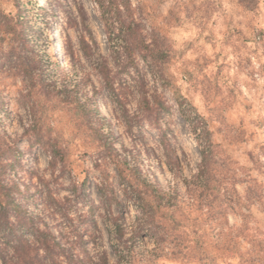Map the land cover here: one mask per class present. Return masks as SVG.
<instances>
[{
  "label": "clouds",
  "instance_id": "obj_1",
  "mask_svg": "<svg viewBox=\"0 0 264 264\" xmlns=\"http://www.w3.org/2000/svg\"><path fill=\"white\" fill-rule=\"evenodd\" d=\"M0 264H264V0H0Z\"/></svg>",
  "mask_w": 264,
  "mask_h": 264
}]
</instances>
